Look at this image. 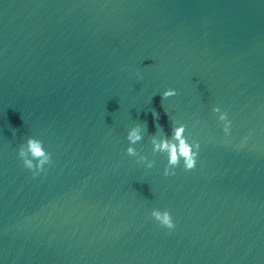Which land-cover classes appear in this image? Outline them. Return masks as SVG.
Segmentation results:
<instances>
[{
    "label": "water",
    "instance_id": "95a60500",
    "mask_svg": "<svg viewBox=\"0 0 264 264\" xmlns=\"http://www.w3.org/2000/svg\"><path fill=\"white\" fill-rule=\"evenodd\" d=\"M0 264H264V0H0Z\"/></svg>",
    "mask_w": 264,
    "mask_h": 264
},
{
    "label": "clouds",
    "instance_id": "9594fccd",
    "mask_svg": "<svg viewBox=\"0 0 264 264\" xmlns=\"http://www.w3.org/2000/svg\"><path fill=\"white\" fill-rule=\"evenodd\" d=\"M174 95H177L175 89H167L162 93L161 97L163 99ZM213 112L221 113L219 119L225 122L223 131L225 134L229 133L231 121L227 118V114L222 112L218 106L213 108ZM141 139L142 137L140 135L139 126L131 129L127 135V140L130 144H135ZM172 140L177 141L178 143L170 142L167 138L161 140L159 143H156L155 138H153V151H162L167 154V166L164 169L165 176L174 175L175 172L172 170L180 164L181 160H183V167L185 171L194 169L200 148L198 141L194 143L188 142L187 138L184 136L183 126L177 127L174 130ZM26 143L27 148L25 149L21 146L18 151V156L22 159L23 165L27 169L32 170L33 176H36L40 172L45 171L44 166L46 164H51V154L45 150L43 142L38 139L30 137L27 139ZM126 153L129 156H135L137 154L133 147H128L126 149ZM29 154L31 159L27 158ZM143 159L145 158L141 157V160ZM34 160L36 163H33ZM153 163L154 162H149L147 167L151 168ZM151 216L163 227L168 229L175 227L172 216L168 211L153 209Z\"/></svg>",
    "mask_w": 264,
    "mask_h": 264
}]
</instances>
